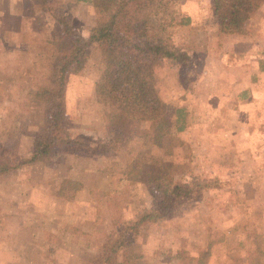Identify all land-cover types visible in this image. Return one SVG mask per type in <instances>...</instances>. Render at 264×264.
Instances as JSON below:
<instances>
[{
  "label": "rangeland",
  "instance_id": "obj_1",
  "mask_svg": "<svg viewBox=\"0 0 264 264\" xmlns=\"http://www.w3.org/2000/svg\"><path fill=\"white\" fill-rule=\"evenodd\" d=\"M63 2L88 37L91 7ZM10 3L0 0V264H95L109 235L162 199L155 183L125 171L161 162L175 180L210 176L223 185L132 238L139 264H177L179 251L192 264L202 251L204 264H264V4L241 34L223 35L210 0H170L177 23L190 19L171 28L185 60L158 63L153 81L167 114L184 108L189 122L162 147L146 142L148 124L117 125L115 108L96 102L101 64L91 46L68 79L62 122L83 145L27 163L44 117L31 94L46 78L58 25L29 1Z\"/></svg>",
  "mask_w": 264,
  "mask_h": 264
},
{
  "label": "trees",
  "instance_id": "obj_2",
  "mask_svg": "<svg viewBox=\"0 0 264 264\" xmlns=\"http://www.w3.org/2000/svg\"><path fill=\"white\" fill-rule=\"evenodd\" d=\"M74 2L90 3L94 9L95 22L86 38L71 24L63 0H35V11L48 15L58 25V33L47 61L46 78L31 94L33 102L43 104L44 117L26 162H45L61 149L76 151L83 145L81 137H68L62 122L68 79L84 68L91 46L98 49L101 64L95 100L109 102L115 108L117 125L127 121L148 124L144 138L156 147H162L168 136L185 131L189 122L187 111L177 108L172 117L167 114V105L154 86L153 69L163 61L185 60L171 39V28L188 25L190 19L183 18L177 23L170 10V0ZM210 3L217 31L233 35L243 32L244 24L264 0H210ZM125 172L133 181L155 183L162 199L125 224L115 236L109 235L95 264H139L142 256L132 246V238L151 224L166 219L180 202L223 185L222 180L210 176L175 180L165 162L129 166ZM207 255L208 251H202L197 264H204ZM175 259L179 261L177 264H192L184 251L176 253Z\"/></svg>",
  "mask_w": 264,
  "mask_h": 264
},
{
  "label": "crops",
  "instance_id": "obj_3",
  "mask_svg": "<svg viewBox=\"0 0 264 264\" xmlns=\"http://www.w3.org/2000/svg\"><path fill=\"white\" fill-rule=\"evenodd\" d=\"M8 1H10L11 3V5H15V8H17L18 9V6H19V2H21V0H17L15 3H14V1L15 0H8ZM23 1H29V2H31V4H32V9H33V13L34 14H44V13H39V12H36L35 11V9H34V4H35V0H23ZM64 1V0H63ZM89 5L90 7H91V9H92V11H93V13H94V9H93V7H92V4H90V3H75L74 2V0H73V5L74 6H80V5ZM46 15V14H45ZM49 17V16H48ZM94 20H95V14H94ZM94 22L95 21H93V23L89 26V28H92L93 27V25H94ZM72 76V75H71ZM70 78V77H69ZM97 102V101H96Z\"/></svg>",
  "mask_w": 264,
  "mask_h": 264
}]
</instances>
